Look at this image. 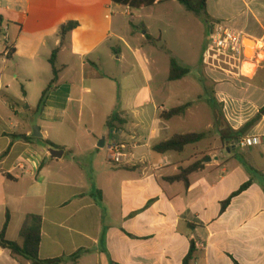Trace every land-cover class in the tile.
<instances>
[{"label":"crops","instance_id":"obj_1","mask_svg":"<svg viewBox=\"0 0 264 264\" xmlns=\"http://www.w3.org/2000/svg\"><path fill=\"white\" fill-rule=\"evenodd\" d=\"M128 9L112 0H0L15 49L9 58L0 49V232L9 214L7 239L19 242L26 217L41 216L39 257L63 264H73L76 253V264H183L192 242L191 264H264V115L239 137H259L260 144L241 149L237 140L223 141L264 108V59L243 70L232 61L207 67L195 80L212 85L211 99L185 101L177 106L190 104L183 116L163 120L177 108H167L166 98L184 88L192 67L177 60L189 74L171 82L168 61L167 76L153 87L158 69L133 43L140 39L123 20ZM207 11L210 22L264 39V0H209ZM68 22L79 26L61 47ZM58 48L57 86L39 111ZM186 117L192 130L180 133ZM35 125L45 142L65 151L62 159H49ZM190 133L205 138L181 153L153 150ZM111 148L120 163L110 161ZM201 161L189 186L167 181ZM0 264L21 263L0 247Z\"/></svg>","mask_w":264,"mask_h":264},{"label":"rangeland","instance_id":"obj_2","mask_svg":"<svg viewBox=\"0 0 264 264\" xmlns=\"http://www.w3.org/2000/svg\"><path fill=\"white\" fill-rule=\"evenodd\" d=\"M131 14L133 17L126 15L123 17V20L130 29L135 31L136 36L140 39V42L134 40L133 43L141 45L143 53L151 61V69H158V77L153 82V87L160 84L167 76V62L171 59L189 63V66L192 67L193 75L185 81L184 88L175 92L173 97L166 98L167 108L177 107L185 101H195L199 95L202 97V102L211 99L214 90L212 85L207 84V81L195 80V77H202L203 71L207 67L212 68L216 64L224 65L230 60L211 51L209 28L205 18L195 17L188 13L179 3H175L174 5L165 4L146 10H131ZM145 32L152 34V38L141 39V36ZM160 32L163 33L161 43L157 40ZM6 33L5 21V31L0 35L1 50L6 45ZM128 38L133 40L130 35ZM244 43L246 46L254 47L247 39ZM119 46L124 49L123 44L119 43ZM246 54L249 58L252 57L247 52ZM136 80L141 82L139 76L136 77ZM20 89L19 86L16 87L17 93L20 92ZM36 106L37 100L36 102H32V107L36 108ZM185 120V124L177 125V131L180 133H189L192 130L189 119L186 117ZM215 124L217 127L220 125L218 120H216ZM35 127L38 126L35 125L34 129ZM199 131H202V128ZM206 158L204 157L202 161H205ZM88 263L90 262H86V264ZM90 264H93V262Z\"/></svg>","mask_w":264,"mask_h":264},{"label":"trees","instance_id":"obj_3","mask_svg":"<svg viewBox=\"0 0 264 264\" xmlns=\"http://www.w3.org/2000/svg\"><path fill=\"white\" fill-rule=\"evenodd\" d=\"M115 5L128 7L131 10H146L162 4L171 2L172 0H112ZM180 5H182L185 10L196 17H203L207 22L211 21V18L208 14L207 7L209 0H176ZM211 23V22H210ZM7 25V24H6ZM79 24L77 22H68L60 28L59 37L61 38V47L66 41L68 35L72 33ZM5 31V22L4 18L0 17V35ZM148 39H151L149 35L146 36ZM60 47V48H61ZM60 48L53 51V54L50 58V64L53 69V80L49 86L43 92L40 102L38 104V110H42L48 99V96L52 91L56 89L58 82L59 72L56 68L57 55L60 51ZM15 53V49L11 47V55ZM189 74V70L181 66L178 61L171 59L170 61V75L169 81H179L186 77ZM190 107V104H185L183 106L173 108L167 112H164L161 116L163 120H169L174 117L183 116L187 109ZM264 115V108L259 111L254 119L248 122L240 131L234 132L231 135L224 136V142H234L239 140L241 134L249 131L254 127ZM117 118H114L116 120ZM107 128L111 130L112 124L111 121L107 122ZM205 138L203 133H190L184 135H176L166 142H162L154 146L153 150L158 154H167L170 152L181 153L185 150L187 146L197 144ZM27 140L35 141L34 138H25ZM51 144V143H50ZM52 145V144H51ZM203 168L202 162H197L194 165L181 169L180 173L177 176L167 178L168 182H183L185 186H189V177L192 173L197 172ZM252 185V181L243 185L240 190L234 193L227 201L222 203V212H224L227 207L230 205L232 199L244 191H246ZM10 224V215L7 214L6 222L3 230L0 232V247L10 251L11 256L19 261L21 264H63L64 259L56 260H43L39 257L40 245H41V232L43 219L38 215H28L26 220L21 228L19 239L20 241H10L7 239V230ZM195 244L192 242L191 249L188 256L184 259L183 264H191L194 260L195 255ZM80 253H76L71 256L73 264H76L79 259ZM115 264V263H111Z\"/></svg>","mask_w":264,"mask_h":264},{"label":"built area","instance_id":"obj_4","mask_svg":"<svg viewBox=\"0 0 264 264\" xmlns=\"http://www.w3.org/2000/svg\"><path fill=\"white\" fill-rule=\"evenodd\" d=\"M130 15V9L126 12ZM209 28V42L211 51L216 54L229 59L233 62L237 70H243L245 64L251 63L259 66L261 60L264 59V39L253 40L251 43L254 45V55L249 58L246 54L247 48H253L245 45V36L224 23L211 22ZM6 47L3 53L4 58L11 56V47L8 35H5ZM248 40V39H247ZM260 144L259 137H243L238 140L237 146L241 149H246ZM121 153L117 148L110 149V161L113 163L121 162Z\"/></svg>","mask_w":264,"mask_h":264},{"label":"water","instance_id":"obj_5","mask_svg":"<svg viewBox=\"0 0 264 264\" xmlns=\"http://www.w3.org/2000/svg\"><path fill=\"white\" fill-rule=\"evenodd\" d=\"M248 41H253L249 38H247ZM34 137L37 138L39 140L40 145L44 148V150L48 153V157L50 160H60L63 158L65 151L62 149H57L55 146L51 145L48 142H45L43 140V135L40 132L39 127H35L34 129ZM238 140L235 142V144L237 145ZM104 146V141L102 140L101 146Z\"/></svg>","mask_w":264,"mask_h":264},{"label":"bare ground","instance_id":"obj_6","mask_svg":"<svg viewBox=\"0 0 264 264\" xmlns=\"http://www.w3.org/2000/svg\"><path fill=\"white\" fill-rule=\"evenodd\" d=\"M254 48H255V47H253V48H251V49H248V48H247V50H246V52H247L248 54L252 55V57H253V55H254ZM252 57H251V58H252Z\"/></svg>","mask_w":264,"mask_h":264}]
</instances>
